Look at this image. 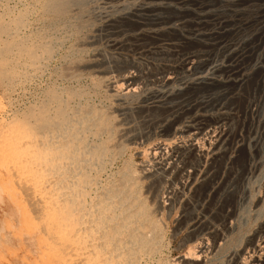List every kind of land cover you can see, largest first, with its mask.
<instances>
[{
	"label": "rangeland",
	"instance_id": "rangeland-1",
	"mask_svg": "<svg viewBox=\"0 0 264 264\" xmlns=\"http://www.w3.org/2000/svg\"><path fill=\"white\" fill-rule=\"evenodd\" d=\"M0 168L54 220L0 199V264L264 261V0H0ZM55 204L83 226L67 247L40 229Z\"/></svg>",
	"mask_w": 264,
	"mask_h": 264
},
{
	"label": "bare ground",
	"instance_id": "bare-ground-1",
	"mask_svg": "<svg viewBox=\"0 0 264 264\" xmlns=\"http://www.w3.org/2000/svg\"><path fill=\"white\" fill-rule=\"evenodd\" d=\"M157 9V8H156ZM156 9H155V11H156ZM147 17V16H146ZM178 18V17H177ZM151 22V21H150ZM141 27V26H140ZM143 27V26H142ZM133 30V29H132ZM227 33V32H226ZM223 36V35H222ZM164 38V37H163ZM219 38V37H218ZM140 39V38H139ZM193 59V58H192ZM191 59V60H192ZM193 61V60H192ZM191 62V61H190ZM190 65V64H189ZM186 68V67H185ZM191 68V67H190ZM188 69V68H187ZM199 69H201V68H199ZM163 75V74H162ZM118 83V82H117ZM165 84V83H164ZM113 86V85H112ZM111 86V87H112ZM116 86V85H115ZM176 107V106H175ZM196 107V106H195ZM88 111V110H87ZM67 113V112H66ZM60 115V114H59ZM96 120V119H95ZM86 121V120H85ZM56 124H58V123H56ZM69 128V127H68ZM86 129V128H85ZM78 130V129H77ZM81 130V129H80ZM64 131V130H63ZM225 131V130H224ZM41 132V131H40ZM57 133V132H56ZM67 133V132H66ZM65 133V134H66ZM70 133V132H69ZM31 134L30 133H26V131L24 132V135H23V137H25V136H30ZM65 136V135H64ZM93 136V135H92ZM23 137H20L21 139L23 138ZM79 137V136H78ZM31 138H33V137H31ZM35 138V137H34ZM45 137H43V139H44ZM54 138V137H53ZM221 138V137H220ZM26 139V138H25ZM24 141V140H23ZM36 141H37V139H36ZM39 141V140H38ZM65 141V140H64ZM69 141V140H68ZM67 141V142H68ZM14 142V141H13ZM66 142V143H67ZM194 142V141H193ZM21 143V142H20ZM37 143V144H36ZM35 143V140L33 141V139H28V140H26V141H24L23 143H21V144H23V145H26V147L28 146V148H26V150H25V152L27 153V155L29 154V156L28 157H34L35 159H38V161L41 159V158H45V156L47 155L46 153H47V150H45V149H47V148H42V149H38L39 147H32V146H34V145H37L38 146V142H36ZM44 143H45V141H44ZM40 144H41V142H40ZM18 145V144H17ZM42 145H43V141H42ZM46 145V144H45ZM48 145V144H47ZM62 145V144H61ZM65 145V144H64ZM74 145V144H73ZM8 146V145H7ZM20 146V145H19ZM19 146H18V148H19ZM40 146V145H39ZM86 146V145H85ZM198 146V145H197ZM51 147V146H50ZM174 147V146H173ZM179 147V146H178ZM15 148V147H14ZM17 148V147H16ZM25 148H21V149H25ZM52 148V147H51ZM55 148H57L56 146H55ZM181 148V147H180ZM48 149H50L49 147H48ZM54 149V148H53ZM66 149V148H65ZM170 149V148H169ZM176 149V148H175ZM69 150V149H68ZM174 150V149H173ZM178 150V149H177ZM186 150V149H185ZM194 151H195V149H193ZM52 151V150H51ZM50 151V152H51ZM61 151V150H60ZM66 151V150H65ZM64 151V152H65ZM74 150H72V152H73ZM204 151V150H203ZM56 152V151H55ZM183 152V151H182ZM86 153V152H85ZM171 153V152H170ZM203 153V152H202ZM49 154V153H48ZM56 154H57V152H56ZM68 154V153H67ZM76 154V152L74 153V155ZM181 154V153H180ZM26 155V156H27ZM58 155V154H57ZM56 155V156H57ZM92 155V154H91ZM159 155V154H158ZM219 155V154H218ZM22 157H23V155H21ZM48 156V155H47ZM55 156V157H56ZM60 156H62V155H60ZM71 156V155H70ZM28 157H27V159L25 160L26 162H27V160H28ZM51 157H52V155H51ZM50 157V158H51ZM57 157H59V156H57ZM66 157V156H65ZM68 157V156H67ZM74 157H76V156H74ZM161 157V156H160ZM2 158V157H1ZM81 158V157H80ZM49 159V158H48ZM160 159V158H159ZM171 159H172V157H171ZM224 159V158H223ZM32 160V159H31ZM52 160V159H51ZM62 160V159H61ZM109 160V159H108ZM20 161V160H19ZM22 161H24V160H22ZM29 162H30V160H28ZM41 161H43V160H41ZM71 161H73V160H71ZM172 161V160H171ZM40 162V161H39ZM34 163V162H33ZM45 163H47V162H45ZM69 163V162H68ZM71 163V162H70ZM31 164V163H30ZM50 164V163H49ZM73 164V163H72ZM6 165V164H5ZM22 165V164H21ZM29 165V164H28ZM51 165V164H50ZM11 166V165H10ZM9 166V167H10ZM12 166H14V165H12ZM33 166V165H32ZM32 166L30 167V168H32ZM4 167H6L5 168V170L4 171H8L9 170V168H7V166H4ZM25 167V166H24ZM53 167V166H52ZM62 167V166H61ZM171 167V166H170ZM173 167V166H172ZM187 167V166H186ZM15 168V167H14ZM27 168H28V166H27ZM78 168V167H77ZM1 169V168H0ZM11 169H13V168H11ZM81 169V168H80ZM165 169V168H164ZM168 169V168H167ZM3 170V169H2ZM45 170V169H44ZM14 171V170H13ZM13 171H11V175H10V179H11V185L10 186H2L1 187V189H0V199H2L4 196H11V194H13L14 193V191L16 190V188H18V190H21L20 192L23 194V196H26L27 198V201L29 202V206H31L30 208H32L31 209V211L35 214V216H37L40 220H41V218H43L44 217V221L43 222H45L47 219H46V216H48L49 214L48 213H46V206L44 205V199L42 198L43 197V195H40V196H38L39 195V193L37 194L36 193V190L34 189V187L32 188L31 186H32V184H28V180L26 181V179H28L27 177L25 178L24 176H19L20 175V172H17L16 170L13 172ZM82 171V170H81ZM159 171V170H158ZM180 171V170H179ZM71 172V171H70ZM98 172V171H97ZM138 172V171H137ZM160 172V171H159ZM162 172V171H161ZM168 172V171H167ZM178 172V171H177ZM8 173V172H7ZM78 173V172H77ZM128 173V172H127ZM155 173V172H154ZM165 173V172H164ZM180 173V172H179ZM1 174V173H0ZM32 174V173H31ZM153 174V173H152ZM161 174V173H160ZM150 175V174H149ZM183 175V174H182ZM33 176V175H32ZM37 176V175H36ZM35 176V177H36ZM67 176V175H66ZM76 176V175H75ZM80 176H81V174H80ZM190 175H188V177H189ZM204 176V175H203ZM77 177V176H76ZM187 177V178H188ZM33 178V177H32ZM31 178V179H32ZM44 178V177H43ZM49 178V177H48ZM61 178V177H60ZM70 178V177H69ZM75 178V177H74ZM177 178V177H176ZM190 178V177H189ZM47 179V178H46ZM73 179V178H72ZM35 179H33V181H34ZM55 180V179H54ZM77 180V179H76ZM32 181V180H31ZM59 181V180H58ZM189 182H191V181H189ZM31 183V182H30ZM50 183V182H49ZM129 183V182H128ZM36 184V183H35ZM55 184H58V183H56L55 182ZM118 184V183H117ZM172 184V183H171ZM213 184V183H212ZM31 185V186H30ZM46 185V184H45ZM72 185H73V183H72ZM75 185V184H74ZM178 186V185H177ZM187 186H188V184H187ZM264 186V185H263ZM61 187V186H60ZM70 187H71V185H70ZM183 187V186H182ZM67 188V187H66ZM178 188H180L179 186H178ZM69 189V188H68ZM84 190V189H83ZM112 190V189H111ZM177 190V189H176ZM17 191V190H16ZM38 191H40V190H38ZM47 191V190H46ZM55 191V190H54ZM186 191V190H185ZM19 192V191H18ZM43 192V191H42ZM56 192H57V187H56ZM107 192V191H106ZM120 192V191H119ZM46 193V192H45ZM54 192H52V194H53ZM62 193H64V192H62ZM62 193H61V196H62ZM182 193V192H181ZM25 194V195H24ZM67 195L66 196V198H68V199H65L66 200V202L68 201L69 202V205L67 206V207H69L70 206V203H72L73 204V207H74V201H75V199H76V194H75V192L73 191V188H70L69 189V191H66V193H64V195ZM71 194H73V195H71ZM97 194V193H96ZM42 196V197H41ZM52 196V195H51ZM59 196V195H58ZM80 196V195H79ZM49 197V196H48ZM48 197H47V199H48ZM53 198H54V194H53V196H52ZM57 197V196H56ZM55 197V198H56ZM63 197V196H62ZM46 198V197H45ZM53 198H51L50 197V199H53ZM105 198V197H104ZM25 199V198H24ZM109 199V198H108ZM59 200V199H58ZM105 200V199H104ZM49 201V200H48ZM48 201H46L47 203H48ZM63 201H64V199H63ZM45 202V203H46ZM60 202V201H59ZM115 202V201H114ZM51 203V201H49V204ZM53 203V202H52ZM61 204V203H60ZM72 204H71V206H72ZM52 205V204H51ZM50 205V206H51ZM56 205V204H55ZM135 205V204H134ZM66 206V205H65ZM117 206V205H116ZM116 206H114L113 205V208L114 207H116ZM123 206H125V205H123ZM55 207V206H54ZM51 208L52 210V213H51V216L54 214L53 213V211H55L54 209L55 208ZM121 207V206H120ZM127 207V206H126ZM56 208L58 209V212H59V215L60 216H62L64 219H65V223H62V224H59L58 222V225L57 224H55L53 227L51 226L50 227V225H48V227H47V224L48 223H50V221H46V222H48L46 225H42V228H40V229H42V231L41 232H43L42 234L43 235H45V237L48 235V234H51L54 238H52L51 237V235H50V237L49 238H51L52 240H58V239H60L61 241H59V244L61 245V246H66L67 247V245H70V244H68V240H69V238L70 237H73V239H78L79 238V228L80 227H83V226H81L80 225V227L79 228H76V226L78 225V218L76 219L75 218V216H76V211H72V208H70V209H64L65 207H63V206H61V205H56ZM79 208H80V206H79ZM123 208H125V207H123ZM49 210H50V208H48ZM110 209V208H109ZM114 210V209H113ZM133 210V209H132ZM30 211V212H31ZM125 211V210H124ZM233 211V210H232ZM56 212V211H55ZM79 212V211H78ZM116 212V211H115ZM120 212V211H119ZM122 212V214H123V211H121ZM120 212V213H121ZM126 212V211H125ZM127 212H130L129 210L127 211ZM152 212V211H151ZM50 213V212H49ZM88 213V212H87ZM94 213V212H93ZM119 213V214H120ZM231 214H232V212H230ZM229 213V214H230ZM57 214V213H56ZM79 214V213H78ZM114 214V213H113ZM117 214V213H116ZM129 214V213H128ZM58 215V214H57ZM84 215V214H83ZM86 215V214H85ZM97 215V214H96ZM124 215V217H125V213L123 214ZM133 215V214H132ZM227 215V214H226ZM56 215L54 214V216L53 217H55ZM79 216V215H78ZM78 216H76V217H78ZM106 216H108V215H106ZM120 216H122V215H120ZM128 216V215H127ZM126 216V219L128 218ZM131 216V215H130ZM129 216V217H130ZM61 217V218H62ZM89 217V216H88ZM100 217V216H99ZM104 217V216H103ZM102 217V218H103ZM122 218L123 220H126L125 218ZM229 218H230V216H228ZM36 218V217H35ZM49 218V217H48ZM80 218V217H79ZM88 219V218H87ZM116 219V218H115ZM35 220V219H34ZM58 220H59V217H58ZM62 220V219H61ZM89 220V219H88ZM119 220V219H118ZM143 220V219H142ZM84 221V220H83ZM103 221V220H102ZM128 221V220H127ZM130 221V220H129ZM228 221V220H227ZM230 221V220H229ZM37 222H39V225H40V221H37ZM86 222V221H85ZM84 222V223H85ZM90 223L92 222V221H89ZM88 221H87V223H89ZM99 222V221H98ZM101 222V221H100ZM32 223V222H31ZM52 223V222H51ZM50 223V224H51ZM53 223H54V220H53ZM52 223V224H53ZM55 223H56V221H55ZM80 223V222H79ZM111 223V222H110ZM119 223H121V221L119 222ZM126 223H128V222H126ZM135 223V222H134ZM230 224H231V222H229ZM228 223V224H229ZM94 224V223H93ZM92 223H91V228H92V225H93ZM124 224V223H123ZM262 224H264V222L262 223ZM87 225H90V224H87ZM105 225V224H104ZM114 225V224H113ZM118 225V224H117ZM125 225V224H124ZM94 226V225H93ZM100 226H101V224H100ZM111 226V225H110ZM109 226V227H110ZM121 226V225H120ZM119 226V227H120ZM148 226V225H147ZM150 226V225H149ZM231 226H233V225H231ZM90 227V226H89ZM108 227V226H107ZM118 227V226H117ZM229 227H230V225H229ZM85 228V227H84ZM91 228H88L89 230L91 229ZM232 228V227H231ZM83 229V228H82ZM85 229H87V228H85ZM100 229V228H99ZM102 229V228H101ZM109 229V228H108ZM106 230V229H105ZM150 230V229H149ZM215 230V229H214ZM5 231V230H4ZM79 231V232H78ZM91 231H92V229H91ZM116 231V230H115ZM119 231V230H118ZM231 231V230H230ZM114 232V231H113ZM153 232H154V230H153ZM156 232V231H155ZM192 232V231H191ZM217 232V231H216ZM226 232V231H225ZM228 232V231H227ZM85 233V232H84ZM87 233V232H86ZM85 233V234H86ZM91 233V232H90ZM94 233H95V231H94ZM127 233H129V231L127 232ZM194 233V232H193ZM198 233V232H197ZM47 234V235H46ZM71 234V235H70ZM81 234H82V232H81ZM84 234V235H85ZM88 234H89V232H88ZM107 234V233H106ZM105 234V235H106ZM140 234H142V233H140ZM149 234V233H148ZM151 234V233H150ZM154 234V233H153ZM261 235V238H260V244L262 245V247L264 248V226H262L261 227V225H260V228L258 229V231H257V235ZM93 234H91V236H92ZM128 235V234H127ZM130 235V234H129ZM136 235V234H135ZM137 236V235H136ZM143 236V235H142ZM147 236V235H146ZM193 236V235H192ZM213 236V235H212ZM255 236V235H254ZM78 237V238H77ZM93 237V236H92ZM92 237H90V238H92ZM102 237H105L104 235L102 236ZM121 237V236H120ZM130 237V236H129ZM138 237V236H137ZM150 237V236H149ZM251 237H253V235L251 236ZM257 237V236H256ZM47 238H48V236H47ZM94 238V237H93ZM99 238V237H98ZM152 238V237H151ZM153 238H156V237H154V235H153ZM258 238V237H257ZM71 239V238H70ZM100 239V238H99ZM98 239V240H99ZM109 239V238H108ZM124 239V238H123ZM123 239H121V240H123ZM139 239H140V237H139ZM150 238H148V240H149ZM159 239V238H158ZM205 238H203V240H204ZM215 239V238H214ZM221 239H222V237H221ZM82 240V239H81ZM106 240V239H105ZM120 240V239H119ZM127 240V239H126ZM151 240V239H150ZM201 240V239H200ZM213 240V239H212ZM252 240H254V239H252ZM70 241V240H69ZM75 241V240H74ZM86 241V240H85ZM100 241V240H99ZM129 241V240H128ZM127 241V242H128ZM133 241V240H132ZM140 241V240H139ZM141 241H142V239H141ZM140 241V243H142V245H144L145 246V243L143 244V242H141ZM145 241H147V240H145ZM153 241H155L154 239H153ZM152 240H151V242L152 243H155L156 241H158V240H156L155 242H153ZM218 241H219V239H218ZM218 241H217V243H218ZM222 241V240H221ZM257 241V240H256ZM13 242V241H12ZM88 242H89V239H88ZM121 242V241H120ZM136 242V241H135ZM204 241H202V243H203ZM207 242H208V240H207ZM258 242V241H257ZM54 243V242H53ZM71 243V242H70ZM75 243V242H74ZM73 243V244H74ZM132 243V242H131ZM150 243V242H149ZM157 243V242H156ZM156 243H155V245H156ZM205 243V242H204ZM219 243H220V241H219ZM101 244V243H100ZM103 244H105V243H103ZM120 244V243H119ZM126 244H128V243H126ZM133 244H134V241H133ZM136 244H137V242H136ZM139 244V243H138ZM196 244H198V246H199V241H198V243H196ZM206 244V243H205ZM210 244H211V242H210ZM257 244V243H256ZM256 244H254V245H256ZM259 244V243H258ZM259 244V245H260ZM96 245H99V244H96ZM113 245V244H112ZM124 245V244H123ZM147 245H149L148 244V242H147V244H146V246ZM202 245H204V244H202ZM207 245H209V244H207ZM207 245H205V246H201V249L202 248H204L205 247V249H203V250H201L200 248V250H199V252H200V254L202 253H204V251H207L208 249L210 250V247L209 246H207ZM214 245H217L216 244V241H213V243H212V245H211V248H212V246L214 247ZM102 246V245H101ZM110 246V245H109ZM108 246V247H109ZM114 246V245H113ZM112 246V247H113ZM152 246V245H151ZM151 246H149V247H151ZM251 246H252V244H251ZM4 247V246H3ZM76 248H77V246H75ZM89 247V246H88ZM91 247V246H90ZM89 247V248H90ZM107 247V248H108ZM136 247V246H135ZM82 248V247H81ZM81 248H79V249H81ZM83 248H84V246H83ZM86 248V247H85ZM98 248V247H97ZM101 248V247H100ZM103 248V247H102ZM110 248V247H109ZM143 248V247H142ZM147 248H148V246H147ZM146 248V249H147ZM156 248V247H155ZM155 248H154V251H155ZM214 248H216V247H214ZM251 248V247H250ZM252 248H253V246H252ZM252 248H251V250H252ZM257 247H254L253 248V252L254 253H257V254H255V256H254V259H253V263H255V264H264V261H263V259H261V255H259L258 254V251L259 250H261V249H256ZM261 248V247H260ZM65 249V248H64ZM78 249V250H79ZM104 249V248H103ZM112 249V248H111ZM120 249V248H119ZM141 249V248H140ZM149 249V248H148ZM151 249H152V247H151ZM158 249V248H157ZM192 249V248H191ZM194 249V248H193ZM77 250V251H78ZM83 250H85V249H83ZM91 250L93 251V250H95V249H93V248H91ZM90 249H89V251H91ZM135 250V249H134ZM144 250V249H143ZM246 250V249H245ZM264 250V249H263ZM88 251V252H89ZM98 251V250H97ZM96 251V252H97ZM107 251H108V249H107ZM111 251V250H110ZM109 251V252H110ZM121 251V250H120ZM124 251V250H123ZM133 251V250H132ZM131 251V252H132ZM136 251V250H135ZM139 251H141V250H139ZM150 251V250H149ZM242 251V250H241ZM196 252V251H195ZM194 251H193V253H192V250H191V253L192 254H195L196 255V257L198 256V255H200L199 254V252L198 253H195ZM208 252V251H207ZM250 252V251H249ZM252 252V253H253ZM261 252H262V250H261ZM93 253V252H92ZM91 253V254H92ZM95 253V252H94ZM93 253V254H94ZM123 253H125V251L123 252ZM141 253H143V252H141ZM247 253V252H246ZM251 253V252H250ZM251 253V254H252ZM79 254V253H78ZM90 254V255H91ZM92 254V255H93ZM102 254H104V253H101V255ZM118 254V253H117ZM129 254V253H128ZM144 254V253H143ZM187 254V253H186ZM263 254V253H262ZM72 255H74V254H72ZM89 255V254H88ZM142 255V254H141ZM248 255V254H247ZM83 256V255H82ZM104 256V255H103ZM115 256V255H114ZM128 256V255H127ZM132 256V255H131ZM135 256V255H134ZM134 256H133V258H134ZM189 256V255H188ZM187 256V257H188ZM192 257H193V259H194V255H191ZM207 256V255H206ZM89 257V256H88ZM93 257V256H92ZM98 257H102V256H100V255H98ZM97 257V258H98ZM117 257H118V255H117ZM150 257V256H149ZM235 257V256H234ZM240 257V256H239ZM248 257H249V255H248ZM247 257V258H248ZM90 258H91V256H90ZM90 258H88V259H90ZM111 258V257H110ZM199 258V257H198ZM201 258V257H200ZM238 258V257H237ZM242 258V257H241ZM244 258V257H243ZM243 258H242V260H243ZM109 259V258H108ZM128 259V258H127ZM96 260V262H97V260H99V259H95ZM115 260V259H114ZM196 260H197V258H196ZM242 260H241V263L243 264V262H242ZM249 260H251V259H249ZM99 261H101V260H99ZM109 261V260H108ZM111 261V260H110ZM120 261V260H119ZM122 261V260H121ZM133 262H134V260H132ZM233 261H235V258H234V260ZM87 262V261H86ZM130 262V261H129ZM199 262V261H198ZM202 262V261H201ZM246 262V261H245ZM248 262H250V261H248ZM102 263V262H101ZM121 263V262H120ZM187 263V262H186ZM235 262H233V264H234ZM85 264V263H84ZM106 264V263H105ZM117 264V263H116ZM122 264V263H121ZM133 264V263H132ZM246 264V263H245ZM249 264V263H248ZM252 264V263H251Z\"/></svg>",
	"mask_w": 264,
	"mask_h": 264
}]
</instances>
